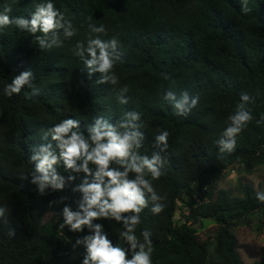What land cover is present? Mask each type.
Returning <instances> with one entry per match:
<instances>
[{
  "label": "trees",
  "instance_id": "obj_1",
  "mask_svg": "<svg viewBox=\"0 0 264 264\" xmlns=\"http://www.w3.org/2000/svg\"><path fill=\"white\" fill-rule=\"evenodd\" d=\"M43 2L0 0V13L10 7V19H30ZM52 2L77 30L74 37L65 38L64 29H56L43 37L51 47L41 49L35 35L42 33L33 35L15 24L0 28V209H4L0 264H82L87 249L77 239L83 241L92 230L72 232L62 225L65 206L80 211L83 193L74 189L85 174L65 171L61 161L53 167L65 178L63 191L46 186L40 192L31 182L40 175L39 161L31 156L49 143L58 154L49 129L61 120H79L86 133L100 117L113 126L122 120L135 123L144 134L141 155L158 151L153 141L159 130L170 133L166 174L153 181L158 194L167 197L166 207L154 215L149 199L136 231L138 237L144 229L151 231L153 264H246L233 226L261 211L264 230V202L256 197L261 191L241 179L240 198L215 192L235 165H242L247 173L264 168V0ZM89 25H104L107 33H92ZM96 35L119 41L113 53L119 59L109 74L116 76L115 85L98 83L103 74L88 69L86 51L83 56L74 54L78 41H84L86 48L87 40ZM30 69V83L18 95L5 96L4 87ZM167 92L174 99H165ZM184 93L189 103L198 95L199 103L189 115L178 116L174 106ZM241 93L250 96L246 107L254 119L236 137L235 150L220 153L216 142L223 138L227 117L235 111ZM118 96L128 102L121 104ZM134 111L141 114L140 121L125 115ZM88 180L92 182L91 177ZM194 185L199 201L191 193ZM187 196L189 214L181 212V223L175 215ZM199 220L214 225L206 240L194 226ZM96 222L104 225L114 244L128 247L120 237V223ZM140 242L144 243L142 237ZM252 264H264V246L260 259Z\"/></svg>",
  "mask_w": 264,
  "mask_h": 264
},
{
  "label": "clouds",
  "instance_id": "obj_2",
  "mask_svg": "<svg viewBox=\"0 0 264 264\" xmlns=\"http://www.w3.org/2000/svg\"><path fill=\"white\" fill-rule=\"evenodd\" d=\"M9 12L11 8L6 7L4 12L0 13V28L15 24L33 35L42 33L43 36L35 35L41 49L51 47L46 44L43 37L56 29L63 28L64 36L68 39L74 37L77 32L71 21L65 19L64 14L55 7L52 0H44L37 5L30 19L23 16L10 19L7 14ZM89 28L92 33H107L104 25L99 27L89 25ZM53 43L60 46L58 37H53ZM118 43L115 36L106 41L96 35L87 40L86 48L84 41H78L73 51L76 56H83L85 51L88 53L90 59L85 61L88 69L103 74L98 83L111 82L115 85L118 82L116 76L109 74L113 71L116 59H119L118 56L115 58L113 56ZM32 76L31 69L16 76L4 87V95L7 97L18 95L22 88L30 83ZM164 98L174 99V94L167 92ZM117 99L121 104L128 102L119 96ZM250 100L247 93H241L235 111L227 117L226 127L221 134L223 138L216 142L220 146V153L233 152L236 137L254 119L252 112L246 107ZM198 103V95L189 103V97L184 93L182 99L175 103V114L187 116ZM125 115L130 116L132 121L141 120V114L136 111ZM261 120H264V116ZM256 123L259 124L260 121ZM137 128L135 123L124 120L113 126L100 117L95 118L94 123L87 126L85 133L80 130L79 120L63 119L49 129L52 140L56 141L58 154L50 150L52 145L49 143L39 154L31 156V160L39 161L36 164V172L40 175L34 176L31 182L38 185L40 192H43L46 186L63 191L65 178L53 167L61 161L65 171L73 170L85 174L83 183L74 189L83 193L80 211L73 212L65 206L62 225L68 226L72 232H83L85 228L92 230V234L84 237L83 241L77 239V244L82 242L86 244L87 254L82 264H153L151 231L144 229L139 237L136 231L141 224V213L149 206V199L152 201L151 212L154 215H159L166 207L164 201L167 197L158 194L153 181L166 174L170 133L167 130H159L153 141V146L158 151H153L150 156L141 155L139 150L144 134ZM113 164L117 167H113ZM90 165L94 166V170ZM130 175L134 178H130ZM88 177L92 178L91 183ZM68 179L74 180L75 177L69 176ZM256 197L260 202H264V192H257ZM3 211L4 209H0V214H3ZM108 219L122 225L120 237L127 243V248L114 244L104 225L96 222ZM140 237L144 243L140 242Z\"/></svg>",
  "mask_w": 264,
  "mask_h": 264
},
{
  "label": "rangeland",
  "instance_id": "obj_3",
  "mask_svg": "<svg viewBox=\"0 0 264 264\" xmlns=\"http://www.w3.org/2000/svg\"><path fill=\"white\" fill-rule=\"evenodd\" d=\"M241 179L251 182L256 190L264 192V168L247 173L242 165H235L227 171L226 175L220 181L215 195L218 196L221 193H227L230 197L240 198L241 190L239 181ZM196 192L197 186L194 185L191 193L198 200ZM189 200L190 198L188 196L185 197V203H180V206H182L181 211H177L175 215V218L181 219L182 223L184 222L182 213L185 216L189 214V209L186 205V202H189ZM262 218L263 212L257 211L233 226V231L238 239L239 253L246 264H252L260 259V252L264 246V230L261 225ZM194 226L199 229V235L205 240L210 230L214 227L210 220H199Z\"/></svg>",
  "mask_w": 264,
  "mask_h": 264
},
{
  "label": "water",
  "instance_id": "obj_4",
  "mask_svg": "<svg viewBox=\"0 0 264 264\" xmlns=\"http://www.w3.org/2000/svg\"><path fill=\"white\" fill-rule=\"evenodd\" d=\"M181 223H182V221H181Z\"/></svg>",
  "mask_w": 264,
  "mask_h": 264
}]
</instances>
